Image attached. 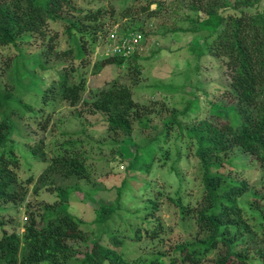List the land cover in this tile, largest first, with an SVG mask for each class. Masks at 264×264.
Here are the masks:
<instances>
[{
    "label": "trees",
    "instance_id": "trees-1",
    "mask_svg": "<svg viewBox=\"0 0 264 264\" xmlns=\"http://www.w3.org/2000/svg\"><path fill=\"white\" fill-rule=\"evenodd\" d=\"M152 3H156V8L150 10ZM160 8L158 0H148L140 11L152 15ZM188 8L190 26L173 31L204 33L202 41L191 51L197 57L211 54L223 60L229 86L221 97L232 102L233 108L223 120L210 116L197 119L200 103L194 93L181 109L170 107L162 130L145 144L137 145L125 158L126 173L116 189L114 202L95 208L92 222L103 229L90 242L91 231L84 229L83 221L64 207L70 194L80 189L78 180L89 177L86 155L76 140L61 143L38 175L30 174L24 179L17 175L19 161L12 145L16 124L12 116L25 118L32 108L23 98V86L33 73L27 66L49 74V82L41 91L44 105L55 100L71 105L81 102L89 112L102 113L107 129L126 139L124 149L131 144L136 120L147 116L151 108L135 100L129 86L114 81L85 95L86 80L79 70L90 63L87 42L92 53L105 45V39L98 41L99 36L107 33L98 35L102 7H76L73 0H0V47L12 46L16 52L11 65L4 67L7 86L0 88V264H201L207 259L211 264H264V194L257 192L245 177L230 173L235 167L229 159V152L235 147L252 156L261 167L264 184V0H188ZM65 12L75 17L66 27L69 48L54 52L57 62L48 65V57L42 59L41 55L36 59L24 57L25 50L17 46L18 41L28 40L24 34L44 38L48 23L59 20ZM139 28L122 32H143ZM52 50L50 43L46 52ZM64 58L77 63L66 68L62 65ZM138 58L137 51L128 57H103L94 61L93 73L109 64L121 66L129 64V60L132 64ZM133 66L137 72V64ZM169 138L175 143L173 149L167 145ZM42 145V141L29 144L33 158H47ZM189 154L196 162L195 176L199 180V192L194 197L185 193V179L177 166L181 160L187 165ZM169 159L172 162L168 169L176 177L177 189L167 199L181 219H192L197 234L175 241L165 250L127 258L119 238L112 237L110 244L104 224L121 207L123 184L129 180L143 191L155 165H163ZM67 179L74 182L63 183ZM30 186L34 194L45 190L53 199L44 203L37 214L28 209L21 229L7 230L2 218L9 214L5 205L17 207L23 203ZM249 197L253 198L251 204L257 213L246 210L243 202ZM157 202L147 199L139 209L142 224L126 226L134 239L153 241L163 234L164 225L156 218Z\"/></svg>",
    "mask_w": 264,
    "mask_h": 264
},
{
    "label": "rangeland",
    "instance_id": "rangeland-1",
    "mask_svg": "<svg viewBox=\"0 0 264 264\" xmlns=\"http://www.w3.org/2000/svg\"><path fill=\"white\" fill-rule=\"evenodd\" d=\"M76 7L91 8L102 7L100 31L106 33L109 29L122 32L125 29L139 28L143 30L142 48L137 51L139 58L133 63L117 66L109 64L98 73H93L94 61L102 58L100 45L92 53V46L87 42L89 49L87 56L90 63L80 68L84 76L88 93L116 82L125 84L132 89L135 100L146 103L151 111L147 116L136 120L131 144L124 149L126 139L120 133L107 129L105 116L99 112H89L81 102L71 105L68 101H49L44 105L41 91L44 84L49 82L47 71L41 73L40 69L27 66L32 73L23 86L24 100L32 106L25 118L12 116L15 122L12 145L18 157L16 172L19 178L24 179L28 175H38L46 166L47 159L60 144L67 140H76L79 149L86 155V166L89 177L78 180L79 190L70 194L64 207L83 221V228L91 231L89 241L103 228L93 224L95 208L102 203H113L116 198V189L122 184L125 176V158L131 155L137 145L145 144L148 139L154 137L162 130V121L170 115L169 109L174 106L181 109L185 100L192 97V93L198 97L200 110L195 118L210 116L217 120L227 117L233 108L223 97L224 88L229 86L226 67L221 58L211 54H197L191 51L203 38L202 32L173 31L177 27H189L187 20L188 0H158L161 3L160 10L155 14L148 11H140V6L148 0H73ZM94 1V2H92ZM156 8V3L150 5V10ZM126 13V14H125ZM75 15L62 13V17L56 21H50L47 25V35L44 38L24 34L28 40L18 41L17 46L25 50L24 57L36 59L48 57V65L57 62L54 52L69 48V35L66 31L67 22L72 21ZM98 24V25H100ZM89 25V24H87ZM92 27V26H91ZM90 27V28H91ZM89 30V28H88ZM147 32L146 33H144ZM137 32V31H136ZM106 36V35H104ZM99 36L98 41L105 39ZM52 41H49V38ZM53 43V50L46 52L49 44ZM48 54V55H47ZM16 52L12 46L0 47V88L7 86L6 64L12 63ZM46 55V56H45ZM76 60L64 58L62 65L71 68L76 65ZM137 64L138 71L134 70ZM61 66V65H60ZM62 68V67H61ZM79 71H75L76 77ZM20 90L17 94H19ZM17 96V95H16ZM223 98V99H221ZM37 111L40 113L37 114ZM145 121V124L143 122ZM191 120H187L190 122ZM147 125V127H146ZM175 135V133L173 132ZM172 135V136H174ZM171 136V137H172ZM42 141L43 150L47 153L45 160L35 159L31 156L29 144ZM167 145L173 149L175 143L169 138ZM231 165L230 173L237 177H245L249 184L261 194H264V184H261V167L249 154L241 151L238 147L229 152ZM172 159L163 165L156 164L150 174L146 189L140 191L137 186L126 182L122 186L121 207L106 221L111 244L112 237L119 238L122 242L124 255L127 258L136 257L139 253H151L157 249H167L175 241H184L193 238L196 227L191 218H180L176 207L167 199V195H175L177 189L176 177L168 167ZM178 162L179 170L184 176L182 183L185 185V193L189 196H197L199 192V180L195 176V160L189 154L186 162ZM133 176V175H132ZM143 176V174H140ZM73 179H67L63 183H73ZM27 198L17 207L6 204L7 213L3 215L4 225L7 230L13 227L20 228L26 221L31 210L39 213L41 206L52 200L53 195L41 190L34 194L29 188ZM184 196V195H183ZM154 198L158 200L156 218L164 225L163 234L153 241L148 239H134L127 225L130 227L142 224L139 209L143 208L146 200ZM253 198L249 197L243 203L248 212L257 213L252 206ZM250 214V213H247ZM1 232V229H0ZM105 238L106 236L103 235ZM212 257V254L210 255ZM201 264H211L209 259Z\"/></svg>",
    "mask_w": 264,
    "mask_h": 264
},
{
    "label": "built area",
    "instance_id": "built-area-1",
    "mask_svg": "<svg viewBox=\"0 0 264 264\" xmlns=\"http://www.w3.org/2000/svg\"><path fill=\"white\" fill-rule=\"evenodd\" d=\"M143 33L141 32H118L116 29H109L105 36V45L100 50L101 57L112 55L128 57L132 53L141 50Z\"/></svg>",
    "mask_w": 264,
    "mask_h": 264
}]
</instances>
